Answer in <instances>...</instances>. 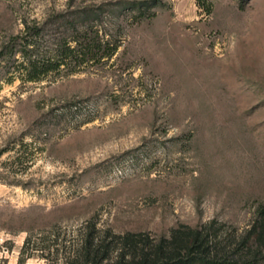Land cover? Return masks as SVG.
Instances as JSON below:
<instances>
[{
	"label": "rangeland",
	"instance_id": "obj_1",
	"mask_svg": "<svg viewBox=\"0 0 264 264\" xmlns=\"http://www.w3.org/2000/svg\"><path fill=\"white\" fill-rule=\"evenodd\" d=\"M75 32L109 46L27 79L23 41L47 59ZM262 201L264 0H0V264L88 222L243 231Z\"/></svg>",
	"mask_w": 264,
	"mask_h": 264
},
{
	"label": "trees",
	"instance_id": "obj_2",
	"mask_svg": "<svg viewBox=\"0 0 264 264\" xmlns=\"http://www.w3.org/2000/svg\"><path fill=\"white\" fill-rule=\"evenodd\" d=\"M129 4L132 7L138 2ZM76 32L75 35L65 33L55 52L47 59L31 57L30 52L34 49L29 42L23 41L22 48L18 50L19 67L27 79L37 80L62 65L75 66L101 57L103 53L98 52L104 45L109 46V41L96 39L87 33L80 39ZM117 48V44H113L106 55H113ZM57 239L55 235V243ZM29 242L30 237L27 236L20 251L21 264L32 255L26 252ZM55 243L39 246L40 255L45 258L44 264H50L51 254L59 257L61 264H262L264 201L257 205L255 218L243 231L211 219L195 227L179 224L170 228L167 235L154 237L144 231L118 233L88 222L81 226L75 243L59 247L54 246Z\"/></svg>",
	"mask_w": 264,
	"mask_h": 264
}]
</instances>
